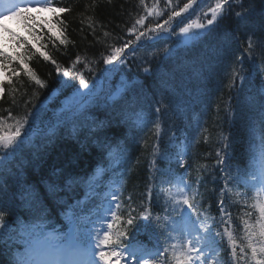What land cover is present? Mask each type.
<instances>
[{
	"label": "trees",
	"instance_id": "1",
	"mask_svg": "<svg viewBox=\"0 0 264 264\" xmlns=\"http://www.w3.org/2000/svg\"><path fill=\"white\" fill-rule=\"evenodd\" d=\"M210 1L195 0L168 24L172 11L179 12L189 0H51L56 8L49 12L27 10L29 19L12 16L5 21L10 31L3 32L0 51L9 60L2 69L0 134L13 133L26 114L30 123L49 120L50 127L28 137L23 152L0 161V210L6 222L0 227V264H15L21 256L15 254L22 237L28 238V226L79 227L70 219L77 208L69 214L83 196L78 185L110 157V150L119 183L116 226L128 231L124 245L138 242L163 250L176 243L169 239L165 244L177 218L165 195L175 191L168 184L170 169L191 185L190 195L196 194L195 220L210 230L200 235L208 240L214 263L256 264L247 247L245 222L258 230L259 210L253 204L264 201L256 188L264 123V0H230L222 18L184 42L180 28L198 18ZM60 8L68 10L61 13ZM140 18L142 25L136 24ZM157 25L167 31L153 32ZM141 31L145 36L137 41ZM249 37L251 57L244 51ZM128 40L133 43L124 50L122 63L103 62ZM234 68L239 73L235 78ZM64 70L76 78L63 77ZM78 73L90 86L95 84L93 100L62 117L58 108L73 107L72 93L80 98ZM58 121L54 135L46 137L44 132ZM165 155L170 160L161 159ZM181 158L182 167L177 163ZM145 209L148 220L140 215ZM129 215L136 217L132 225L125 224ZM259 239L253 237V242ZM170 251L164 253L165 264H174Z\"/></svg>",
	"mask_w": 264,
	"mask_h": 264
},
{
	"label": "snow or ice",
	"instance_id": "2",
	"mask_svg": "<svg viewBox=\"0 0 264 264\" xmlns=\"http://www.w3.org/2000/svg\"><path fill=\"white\" fill-rule=\"evenodd\" d=\"M32 0H0V18L8 16L23 17L25 20L29 19L25 15L27 11V4L31 3ZM36 3H43L46 6L51 4V0H35ZM143 3V0H141ZM195 3V0H189L188 3H185L179 12L173 10L168 20L165 21V24H168L173 17L180 16L181 12L187 11L192 7V4ZM24 5V7H21ZM224 6H230V0H216L215 6L210 9L211 18L207 20V24H201L199 22L189 23L186 27L180 28V33L187 36H198L200 33L190 32L191 29H198L202 31H207L209 26H213L219 18H222V9ZM242 7V5H241ZM68 9L60 8L61 13L67 11ZM237 16H241L240 13H237ZM144 22L143 18H140L136 21V24L142 25ZM3 27V25H0ZM157 29L161 31H167L162 25H157L156 28L152 29L155 32ZM4 31H10L6 27L3 28ZM135 30V25L132 29L128 31L131 33ZM145 36V32L141 31L139 35L136 36V40L139 41L141 37ZM151 38V37H150ZM11 39L19 41V37L15 34L11 35ZM64 41L61 40L60 43ZM133 41L128 40L120 47H114L112 53L104 57L105 64H112L114 61L123 62L121 57L124 54V50L128 48L129 44H132ZM252 49V40L249 37L248 47L245 48V52L251 57ZM48 59L45 53H41ZM15 59V57H13ZM9 60V57L3 52L0 51V69H3L5 62ZM79 60V57H77ZM237 62L243 63L242 57H237ZM55 63V61H53ZM57 71L61 72L59 65H57ZM242 71V69L240 70ZM238 71L233 69V77L235 78L238 75ZM29 75H32V78L35 80L37 85L44 87L43 82L36 78L34 74L29 70ZM79 76V87L76 89L78 95L81 98L82 105H87L93 100L92 92L95 88L93 83L91 86L85 82L84 77ZM63 77H68L70 80L75 79L76 77L71 76L68 70L62 72ZM243 79V77H240ZM11 83V81H9ZM64 83H69V80H65ZM80 89H85V92H80ZM0 92H3V87L0 85ZM160 111L159 108L156 110ZM32 117L36 116V113L31 114ZM2 123V122H0ZM53 125L49 130L44 132V135L47 137L49 135H54L56 128L59 125ZM25 125H28L25 128ZM32 125L29 122L27 114L20 120L16 121L15 130L12 134L4 136L0 135V161L7 162L9 156L15 157L18 151L23 152L25 147L28 145L29 130ZM157 128L159 125L157 124ZM251 134L255 135L256 129L252 128ZM260 150H259V193H264V123L261 124L260 128ZM157 151H154V155L157 154ZM179 155V154H178ZM161 159L170 160V157L167 155L162 156ZM177 163L182 167L183 160L182 158L177 161ZM169 180L168 184L175 188V191L169 190L166 193V200L172 208V212L176 213V217L172 219L171 230L168 231L167 236L165 237V244H168L169 239H174L176 243L165 247L162 251L157 249L154 253H149V257L144 258L138 257L136 252L130 248L128 245L122 243V239H126L128 231L126 228H119L116 224L119 222L120 217L117 216L115 211L111 210V205H109L107 211L110 212L112 216V221L107 222L106 229L103 231V234L99 231L96 232L95 236L91 239H85L79 230V227L76 228V236L71 245H64L60 242V237L54 235L53 233H48L43 236V239L37 241V248L35 250L34 256L32 258L31 264H120L121 261H124L125 264H165V261L162 259L164 253L170 251V261L174 264H211V256L205 254V248L207 246L208 240L205 236H201L200 233L203 232L206 236L209 234L210 230L206 225L200 224L197 226L196 222L192 221V210L195 207L194 199L195 193L190 195L192 191L191 185L183 177H177L171 173L169 169ZM239 195V194H238ZM112 199L115 200V194L112 195ZM221 205L223 201L220 202ZM254 208H258L260 218L257 221L259 225L258 230H254V226L249 225L245 222V228L248 229L246 239L248 241L247 247L251 248L252 259L256 261V264H264V201L257 200L253 204ZM220 211H224L223 207L220 208ZM141 217L144 220H148L150 213L145 209L141 212ZM5 213L3 210H0V227H6L5 222ZM136 217L129 215L125 224L132 225ZM156 220L159 221L160 217L157 216ZM103 223V220L101 221ZM191 225V227H189ZM164 228L165 225H159ZM227 231V230H226ZM173 233H176L173 236ZM219 235V233H217ZM228 239L230 242L234 240V237L231 232H227ZM91 237V234H88ZM258 236L260 239L256 243L253 242V237ZM210 239V237H209ZM243 251V249H241ZM233 255H235V248L233 247ZM259 254L260 258L257 259Z\"/></svg>",
	"mask_w": 264,
	"mask_h": 264
},
{
	"label": "rangeland",
	"instance_id": "3",
	"mask_svg": "<svg viewBox=\"0 0 264 264\" xmlns=\"http://www.w3.org/2000/svg\"><path fill=\"white\" fill-rule=\"evenodd\" d=\"M215 2H216V0L211 1V3L213 4V7L215 6ZM35 4H37V7H46V5H44L43 3H36L35 0H32L31 3L27 4V7L29 5H35ZM21 7H24V5H22ZM208 12L209 11H204L203 16L206 17ZM6 16L8 17L7 14L5 15V17ZM5 17H3V18H5ZM3 18H0V25H3V27H0V34L2 33L3 28H4V19ZM194 22H198V21H194ZM199 23H201V21ZM187 25H185L184 27H186ZM195 30L196 29H191L190 32H195ZM201 32L202 31H199V33H201ZM179 36L181 37L182 40H189L191 37V36L186 37V35L182 34V33H179ZM198 36H194V38L191 39L190 41H188L187 43L191 42L192 40H194ZM2 80H3V72L0 69V85H1ZM0 94H1V92H0ZM111 171H112V165L104 167V168H103V166L97 168V171L93 174L91 179H89L87 181V184H86L87 194H88L89 198H91L93 196H97V197L101 198V197H108V196L113 195L112 192L114 191L115 186H116V183L113 179H109V181H107L105 183L106 186L108 187L107 189L101 187L100 184L98 183L99 176H101L103 173L111 174ZM113 204H114L113 199L111 201L105 203L99 212V216L94 217L92 219L88 218L86 215H84L83 212L81 213L80 218H79V222L83 221L81 226H82V228L86 229L85 233L83 235V237L85 239H91L92 237L95 236L97 231H99L101 233V235L103 234V231L106 229L107 222L112 221V216H111L110 212L107 211V209H108L109 205H111V210L113 211L115 208V205H113ZM102 220H103V223L101 222ZM192 221L196 222L193 219V215H192ZM196 224H197V226H199V224L197 222H196ZM189 227H191V225ZM48 233H51V232H48V231L42 232L41 234L38 235L39 236L38 239H36V238L33 239V241L35 240L34 241L35 248H37V241L40 239H43V236L48 234ZM89 233L91 234V237L88 236ZM53 234L58 236V237L61 236L60 233H57V232H55ZM60 242L63 244L65 241H60ZM65 245H69V243L66 242ZM130 248L136 252L138 257L149 258L148 254L152 253V252H149V253L143 252L142 249L136 245H131ZM205 254L210 256V253L207 251L206 248H205ZM120 264H125V262L121 261ZM211 264H212V258H211Z\"/></svg>",
	"mask_w": 264,
	"mask_h": 264
}]
</instances>
